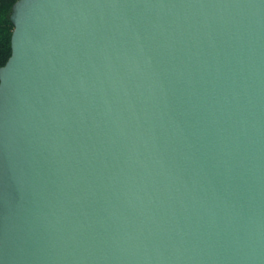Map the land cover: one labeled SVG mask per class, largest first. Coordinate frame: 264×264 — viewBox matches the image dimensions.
<instances>
[{
    "label": "water",
    "instance_id": "obj_1",
    "mask_svg": "<svg viewBox=\"0 0 264 264\" xmlns=\"http://www.w3.org/2000/svg\"><path fill=\"white\" fill-rule=\"evenodd\" d=\"M10 17L0 264H264V0Z\"/></svg>",
    "mask_w": 264,
    "mask_h": 264
},
{
    "label": "trees",
    "instance_id": "obj_2",
    "mask_svg": "<svg viewBox=\"0 0 264 264\" xmlns=\"http://www.w3.org/2000/svg\"><path fill=\"white\" fill-rule=\"evenodd\" d=\"M17 0H0V17L3 18V31L0 34V66L4 65L9 59L12 46L11 38L14 24L11 21L12 6Z\"/></svg>",
    "mask_w": 264,
    "mask_h": 264
},
{
    "label": "snow or ice",
    "instance_id": "obj_3",
    "mask_svg": "<svg viewBox=\"0 0 264 264\" xmlns=\"http://www.w3.org/2000/svg\"><path fill=\"white\" fill-rule=\"evenodd\" d=\"M3 31V18L0 17V34H2Z\"/></svg>",
    "mask_w": 264,
    "mask_h": 264
}]
</instances>
